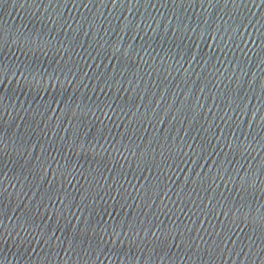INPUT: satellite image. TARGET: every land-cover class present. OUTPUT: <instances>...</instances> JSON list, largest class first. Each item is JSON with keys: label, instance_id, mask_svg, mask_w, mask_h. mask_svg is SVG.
Instances as JSON below:
<instances>
[{"label": "water", "instance_id": "1", "mask_svg": "<svg viewBox=\"0 0 264 264\" xmlns=\"http://www.w3.org/2000/svg\"><path fill=\"white\" fill-rule=\"evenodd\" d=\"M0 264H264V0H0Z\"/></svg>", "mask_w": 264, "mask_h": 264}, {"label": "snow or ice", "instance_id": "2", "mask_svg": "<svg viewBox=\"0 0 264 264\" xmlns=\"http://www.w3.org/2000/svg\"><path fill=\"white\" fill-rule=\"evenodd\" d=\"M26 43H29L31 45H35V47L37 49H42L46 46V42L45 40L42 38V35H38L37 38L35 40H31L29 38V40L26 41ZM62 214V213H61ZM37 215H39V213L37 212ZM79 219V218H77ZM31 223H36L35 220L31 221ZM41 223H43V218H41ZM37 228L39 229V224H37ZM37 235L40 236L41 239H43V236L46 235L45 232H37Z\"/></svg>", "mask_w": 264, "mask_h": 264}]
</instances>
